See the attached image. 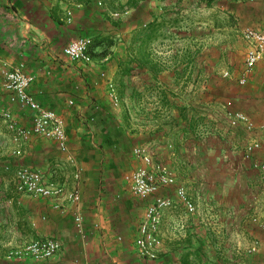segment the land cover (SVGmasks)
I'll list each match as a JSON object with an SVG mask.
<instances>
[{"label": "crops", "instance_id": "1", "mask_svg": "<svg viewBox=\"0 0 264 264\" xmlns=\"http://www.w3.org/2000/svg\"><path fill=\"white\" fill-rule=\"evenodd\" d=\"M246 27L264 28V0H0V113L31 125V111L3 88V72L23 65L29 94L55 112L68 147L37 136L17 146L0 119V264H139L133 242L152 197H134L123 181L143 166L136 147H148L197 208L163 213L156 264H178L188 251L198 252L192 264H264V230L251 222H264V187L242 159L258 139L252 159L264 163V132L230 129L225 118L228 108L264 123V62L237 81ZM77 38L113 44L91 50L85 64L62 54ZM19 167L77 191L79 202L17 193ZM156 195L176 199L173 186ZM35 238L58 241L60 251L42 261L10 256ZM254 241L258 251L247 255Z\"/></svg>", "mask_w": 264, "mask_h": 264}, {"label": "built area", "instance_id": "2", "mask_svg": "<svg viewBox=\"0 0 264 264\" xmlns=\"http://www.w3.org/2000/svg\"><path fill=\"white\" fill-rule=\"evenodd\" d=\"M67 15L70 18L71 13L68 12ZM113 17L117 18L118 14H113ZM241 36L247 45V51L237 81L238 84L244 85L246 78L255 66L264 62V28L246 27L242 29ZM89 46V39L77 38L63 47L62 54L70 61L89 64L92 62ZM22 69L23 65H20L3 72V88L8 93L9 103H15L21 108L29 109L32 113L30 127L20 125L9 111L0 113V119L10 134L11 141L17 146H22L34 136L42 137L55 142L60 152L67 153V135L62 122L54 111L42 108L34 97L29 94L28 88L33 82V77L25 75ZM224 76H228V73L226 72ZM101 77H105L104 74H101ZM107 95L112 106L118 107L119 97L111 80L107 81ZM225 118L230 129L242 127L247 132L256 130L264 132V123L255 125L249 117L240 111L227 108L225 109ZM260 147V140L252 139L248 141L242 152V159L249 161L251 169L258 172L264 187V163L252 159L253 153ZM132 155L141 161L143 166L125 174L123 181L134 197L141 200L152 197V201L147 205L138 224L133 245L140 258L139 264H156L155 261L161 246L160 225L163 213L177 204L182 205L188 215L195 213L197 208L185 185L178 181L168 167L153 160L148 147H136L133 149ZM14 179L17 193L23 195L49 199L64 197L66 201L68 200L71 203H77L80 200L77 191L66 193L63 191L62 186L47 180L41 172L29 167L17 168L14 172ZM171 186L175 188L176 199L174 201L156 195L161 189ZM73 219L76 228L83 232L81 215L75 213ZM251 222L257 225L260 230H264V222L257 216L252 217ZM258 247V241H254L245 250V253L252 255L258 251ZM60 248L59 242L54 239L35 238L22 249L11 252L10 256L29 257L35 261H42L56 255Z\"/></svg>", "mask_w": 264, "mask_h": 264}, {"label": "trees", "instance_id": "3", "mask_svg": "<svg viewBox=\"0 0 264 264\" xmlns=\"http://www.w3.org/2000/svg\"><path fill=\"white\" fill-rule=\"evenodd\" d=\"M104 44H106L107 46H112L113 41L111 39H107V38H103V39L93 38L90 42L89 53L91 50H94L96 47L104 45ZM197 255H198L197 251H188V252L184 253V255L182 256V258L178 264H192L190 259H189L190 256L196 257ZM166 264H174V263H166Z\"/></svg>", "mask_w": 264, "mask_h": 264}]
</instances>
